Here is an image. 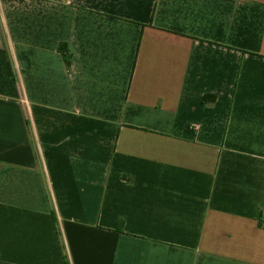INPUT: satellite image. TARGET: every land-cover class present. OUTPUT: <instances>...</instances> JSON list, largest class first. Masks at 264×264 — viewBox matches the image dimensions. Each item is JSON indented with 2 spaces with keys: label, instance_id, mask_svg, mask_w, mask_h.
<instances>
[{
  "label": "crops",
  "instance_id": "0c3cea01",
  "mask_svg": "<svg viewBox=\"0 0 264 264\" xmlns=\"http://www.w3.org/2000/svg\"><path fill=\"white\" fill-rule=\"evenodd\" d=\"M0 264H264V0H0Z\"/></svg>",
  "mask_w": 264,
  "mask_h": 264
},
{
  "label": "trees",
  "instance_id": "16d2710c",
  "mask_svg": "<svg viewBox=\"0 0 264 264\" xmlns=\"http://www.w3.org/2000/svg\"><path fill=\"white\" fill-rule=\"evenodd\" d=\"M63 53H64L65 58L68 59V54L66 53L65 50H63ZM203 100H205V101L207 100V101H210L213 103V102H215V97L213 95H205Z\"/></svg>",
  "mask_w": 264,
  "mask_h": 264
}]
</instances>
